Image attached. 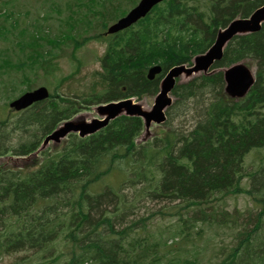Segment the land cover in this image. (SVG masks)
Segmentation results:
<instances>
[{"label": "trees", "instance_id": "obj_1", "mask_svg": "<svg viewBox=\"0 0 264 264\" xmlns=\"http://www.w3.org/2000/svg\"><path fill=\"white\" fill-rule=\"evenodd\" d=\"M66 1L65 25L69 32L78 33L93 16L112 21L125 15L124 3L135 0ZM45 4L54 6L55 2L45 0ZM9 5L16 8L14 0L0 2V21L14 17L5 10ZM262 5L264 0H169L157 6L135 31L118 37L120 48L108 50L101 63L103 72L90 91L68 96L56 91L48 101L20 114L13 122L14 130L1 129L0 156L9 151L15 156L33 153L59 124L93 105L156 94L163 75L148 81L146 72L151 66L160 64L167 74L174 66L191 64L194 55L213 44L220 27L237 16L249 17ZM97 6L101 10L97 11ZM82 8L87 12L82 13ZM49 18V13L44 17L38 13L37 19L22 29L16 21L9 27L0 24V40L13 47L9 57L4 54L0 62V87L5 86V74H21L18 79L22 78L24 90L9 82L13 94H20L34 88L30 76L37 75L38 68L48 67L50 74L57 70L51 55L59 48L58 41L67 42L71 36L46 33L39 19L46 22ZM246 59L256 63L257 80L249 95L238 102L224 95L222 73L176 87L178 99L172 109L192 113L188 129L162 130L151 141L138 145L141 119L123 116L87 139L71 136L58 152H45L34 170L0 171L1 247L9 253L42 250L60 230L67 235L64 241L69 254L27 264H127L131 256L123 247L104 240L112 234L122 239L125 232L114 231L116 224L102 216L111 208L117 210L124 187L144 182L146 186L136 192L135 201L152 196L171 204L158 215L173 219L198 208L202 222L237 231L233 245L225 247L217 264H264V25L259 33L231 42L216 66L229 67ZM170 115L171 110L169 119ZM15 133L19 145L5 149V142L10 143ZM107 181L110 184L105 185ZM100 184L104 186L93 189ZM240 195H246L252 204L246 211L216 209V204ZM203 209H210L209 215ZM178 221L173 237H183L186 232V221ZM101 226H106L103 231L108 229L109 234L98 232ZM139 245L142 253H137L134 264H159L160 259L145 256L155 249L154 244L149 246L143 240ZM118 252L127 260L118 261ZM180 260L177 256L166 263L182 264Z\"/></svg>", "mask_w": 264, "mask_h": 264}, {"label": "rangeland", "instance_id": "obj_2", "mask_svg": "<svg viewBox=\"0 0 264 264\" xmlns=\"http://www.w3.org/2000/svg\"><path fill=\"white\" fill-rule=\"evenodd\" d=\"M17 10L25 12V11H33L36 9V6L41 2V0H14ZM61 2V1H60ZM190 5L193 4L192 1L189 2ZM203 6V5H202ZM9 10L13 11V5L9 6ZM61 10V9H60ZM60 10H57L55 6H45V8L41 9L40 16H44L47 12L50 14H54L58 16ZM37 13V14H38ZM29 16L32 18L31 13ZM35 16V14H34ZM53 16V15H52ZM22 17V16H21ZM49 26L51 29L57 31L59 26L56 21L52 20L49 22ZM9 50V44L7 42H0V49ZM97 51L100 52L101 48L98 44L90 42L87 45L83 46L81 50L77 53V59L83 62V67L81 69V73L76 75L73 79H70L64 82L61 86H58L59 80L71 75L76 69V63L71 59L70 49H64L57 52V64L59 66V72L55 77L47 78L43 72L39 73V78L37 79L36 86H45L51 91L58 90L60 94L64 96L72 95V94H80L83 92H87L91 90L93 83L95 82L92 78V74L98 71L99 65L97 62H94V56L97 55ZM245 64L251 66L253 70L256 72V64L251 60H245ZM220 71V69H217ZM200 75V74H199ZM198 76V75H197ZM19 76L17 75H8L3 78L4 86V94L7 97H11L9 91V82H15L19 87ZM33 78V76H30ZM196 77V76H194ZM11 80V81H10ZM190 80L181 77L180 83L184 85V83H188ZM3 91V88H2ZM174 102L177 101L178 97L173 96ZM7 101V100H6ZM143 104L146 107H151L154 102V96H145L142 100ZM4 100H0V122L4 119L9 118V114L3 111ZM6 108V107H5ZM7 109V108H6ZM9 112V111H8ZM4 114V116H2ZM189 115L185 114L182 109H172L170 115V126L171 128L177 129H188L190 125L192 126V120ZM12 116V115H11ZM81 117L91 120L97 117L96 112L93 109L84 110L81 114ZM15 119H13L14 121ZM167 127H152L151 134L156 136L162 129H168ZM9 131V128L7 129ZM144 134V133H143ZM19 137L18 134H13L9 140L5 142L4 148H14L19 145ZM50 147H52L50 145ZM61 148V147H60ZM59 148V149H60ZM51 150H53L51 148ZM252 155L248 157L247 163L250 165L252 162ZM14 160H10L8 158L0 159V164H5L7 168L13 164ZM110 184L109 181L105 183V185ZM135 186L127 185L124 187L126 192V204H122V209L128 208L131 204H136V192L140 191V189L146 186V183L139 182L134 184ZM247 187V186H246ZM95 189H98L97 187ZM124 192V193H125ZM171 204L168 201L163 199H156L152 196L141 198L135 208L129 212L128 216L124 218H120L118 222H116V229H126L130 232V237L133 241H140V239H146V241L150 244H154L156 253L159 256H165L167 258H177L180 256L181 260H187L192 264H217L220 253L224 251L226 248H231L234 243L235 236L237 235V231L235 229L229 228H220L215 225H209L207 223H203L200 220V210L198 208H192L187 215L185 216L187 220V224L190 225L188 228V234L182 236H176L175 240H172L174 230L178 228L177 218L171 219V215L163 217L158 215L157 213H161L166 211L165 208L170 206ZM252 204L249 201L248 197L245 195H240L236 197H228L225 201L216 204V209H221L223 212L235 213V211H246ZM207 215L210 213V209L204 210ZM106 212V211H105ZM105 212L103 214H105ZM109 215L116 214V210L111 208L109 209ZM122 214V211L120 212ZM126 213V212H125ZM107 214V213H106ZM105 214V215H106ZM122 217V216H121ZM145 225V226H144ZM131 227L129 230L128 228ZM169 240L168 245L164 246L163 242ZM59 243L62 244L61 241L53 242L51 245L46 247V252L54 251L52 255L57 253L59 247L56 245ZM127 245V244H126ZM68 246L62 247V250L65 253H68ZM2 253H0L1 255ZM31 258L35 259V253L27 251L25 253H17L10 255H3L0 257V264H16L21 260H26ZM20 263V262H19Z\"/></svg>", "mask_w": 264, "mask_h": 264}, {"label": "water", "instance_id": "obj_3", "mask_svg": "<svg viewBox=\"0 0 264 264\" xmlns=\"http://www.w3.org/2000/svg\"><path fill=\"white\" fill-rule=\"evenodd\" d=\"M162 0H143L140 5L134 9L127 17L120 20L109 30L110 33H116L124 30L145 16L151 8ZM264 22V7L258 9L250 19H236L226 29L220 31L212 48L205 54L194 58V66L187 68L186 66H178L171 70L167 77L161 83V91L155 99V104L150 110H145L142 104H133V100L113 103L102 106L97 109L100 117H105L104 121L93 120L91 123L69 122L53 133L44 142V146L50 141L59 144L65 136L74 131H80L81 136L93 134L100 129L106 127L110 120L125 113L128 116L143 118L146 135L144 140L150 137L149 129L153 123L162 124L166 121L165 109L172 105L173 99L169 97V93L176 86V78L184 76L191 78L200 73L208 74L209 69L223 58V51L226 45L237 35H246L256 33L261 30V23ZM161 67L150 69L148 78L154 79L161 73ZM225 94L232 99H242L251 90L255 84L254 71L245 63H238L224 71ZM48 91L44 88L27 93L20 99L11 104V107L17 111L24 110L36 102L47 99Z\"/></svg>", "mask_w": 264, "mask_h": 264}, {"label": "bare ground", "instance_id": "obj_4", "mask_svg": "<svg viewBox=\"0 0 264 264\" xmlns=\"http://www.w3.org/2000/svg\"><path fill=\"white\" fill-rule=\"evenodd\" d=\"M181 65H183V64H181ZM178 66H180V65H177V66L172 67V68L168 71V73H167L166 75H168V74L171 72L172 69H174L175 67H178ZM166 72H167V71H166ZM184 84H187V83H184ZM179 85H182V83H179ZM245 160H246V159H245Z\"/></svg>", "mask_w": 264, "mask_h": 264}]
</instances>
